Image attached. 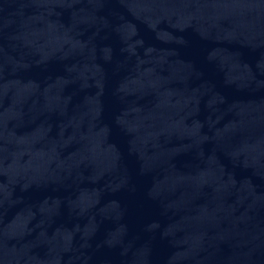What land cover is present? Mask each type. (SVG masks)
Wrapping results in <instances>:
<instances>
[{
	"label": "water",
	"instance_id": "water-1",
	"mask_svg": "<svg viewBox=\"0 0 264 264\" xmlns=\"http://www.w3.org/2000/svg\"><path fill=\"white\" fill-rule=\"evenodd\" d=\"M0 264H264V0H0Z\"/></svg>",
	"mask_w": 264,
	"mask_h": 264
}]
</instances>
